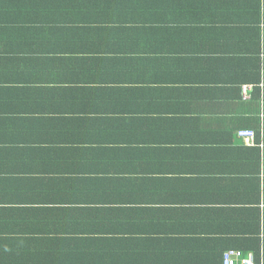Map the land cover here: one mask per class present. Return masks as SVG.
<instances>
[{"label": "crops", "instance_id": "0c3cea01", "mask_svg": "<svg viewBox=\"0 0 264 264\" xmlns=\"http://www.w3.org/2000/svg\"><path fill=\"white\" fill-rule=\"evenodd\" d=\"M12 1L0 2V237L10 231L8 215L27 207L19 198L29 196L39 204L34 214L56 200L47 213L58 215L34 225L60 232L69 247L79 236L117 239L115 248L111 243L94 256L100 264H214L228 239L245 240L258 218L264 239V70L253 54L245 0L207 7L196 0L194 12L189 0L151 1L163 3L125 10L119 22L113 13L95 19L99 12L77 8L90 0ZM259 27L261 42L264 24ZM235 130L262 142L255 146V207L252 158L238 155L242 140L236 136L224 148L212 142ZM91 158L105 175L87 173ZM126 165L133 174H116ZM110 181L117 183L105 184ZM157 205L165 214L160 222L141 227L171 235L159 230L148 243L128 240L137 237L128 234L132 222L124 215ZM8 242L0 239V260H26L23 247L39 243L16 242L12 253ZM56 253L49 256L74 264L73 248Z\"/></svg>", "mask_w": 264, "mask_h": 264}, {"label": "trees", "instance_id": "16d2710c", "mask_svg": "<svg viewBox=\"0 0 264 264\" xmlns=\"http://www.w3.org/2000/svg\"><path fill=\"white\" fill-rule=\"evenodd\" d=\"M2 0H0L1 2ZM29 1V0H27ZM91 2H83L80 1L79 4L77 5V8H81V7H88L90 8V10H93L94 13L97 14V12H99L100 14H97L95 16V19L97 16L99 15H103L105 14L107 17H111L108 16L111 13H113L114 15V19H116V21H123V20H118V19H122V14L125 10H135V11H141V10H148L149 7H155L158 6L160 3L163 2H151V1H159V0H90ZM104 1H109V4L107 3H103ZM160 1H165V0H160ZM202 2H205V7H207V2H215L216 0H201ZM9 2L11 3V6L13 4L12 0H9ZM189 2L192 3L193 6L192 10L193 12L196 11L195 8L198 4V1L196 0H189ZM18 3V2H17ZM163 6V5H161ZM244 6L247 8V10L249 11V13L251 14V26L254 28L253 29V33L255 32V38H254V48H253V54L257 55L258 57L260 56L262 59H260V63L263 64V70H264V41H259V37L258 34L260 32V24H264V0H245L244 1ZM160 7V6H159ZM261 9H262V13H261ZM261 20V22H260ZM114 21V20H112ZM76 22H78L76 20ZM103 24H106L103 23ZM102 26H105L103 25ZM48 51H50V47L47 49ZM255 60V67L257 70V80H255V84L259 83L260 80V69L261 67L258 65L259 63V59L254 58L252 59V62ZM125 63V67H127V60L124 61ZM121 67H122V72L124 74H127L126 69L124 68V65L122 63H120ZM259 70V71H258ZM259 72V74H258ZM264 72V71H263ZM259 88H253V92H252V100L258 99V95H259ZM18 111H14V113H16ZM119 113V111H109V114H117ZM138 120V119H135ZM133 120V122L135 121ZM132 122V123H133ZM132 123L129 124L127 126V131L130 130ZM109 125L115 127L116 125H118V121L116 120H111L109 121ZM119 126V125H118ZM49 128V127H48ZM116 130V128H113ZM119 130V129H118ZM236 130L234 133H229L227 135L226 140H212V142L214 143H219V145L221 147H225L228 144L230 145L236 140ZM238 139V138H237ZM255 142L256 144H259L260 142V138L259 135H256L255 137ZM240 145V144H239ZM238 149L241 151L240 153H238L239 156L243 157L245 156L244 153H248L251 155L252 161L251 163L253 164V170H251L249 172V176L252 179V182L250 183L251 185V192H256L254 194V198H253V205L255 207V205L259 204V196H258V188H259V179L257 177L258 173H259V164H260V149L257 147H253V148H249L246 149L245 146L243 145V143L241 142L240 147H238ZM187 155H189L190 157H195V155L197 154V151H193V150H187L186 151ZM92 159V169H90L89 171H87V173H91L93 175H105V173H101L97 170V159L95 158H91ZM264 161V159H263ZM47 162H49L53 167H58L59 165H54L55 163L50 162V161H46V166H50V164H47ZM132 167L129 165L126 166H122L121 170L119 171V173L116 174H128L131 175L133 174V171L131 170ZM64 169H59V170H54L51 172H55V173H62ZM46 173H50V171H45ZM85 172V171H83ZM159 173H163V171H158ZM86 173V174H87ZM140 174H148V173H143L141 172ZM116 184L117 182H107L105 183L107 184ZM21 197L23 199H21ZM19 199V203L23 204H27V207L24 209H19L17 211V213H13L11 215H8L10 218V225H9V229L10 231H4L3 230V235L2 237H0V239H5V242L9 241V245L11 248L12 253L17 249V243L16 242H24L29 244L32 241H39L38 244H36L35 246H29L28 248L25 249L23 247V249L21 250V248H18L19 250H21L23 252V254H27L28 258L26 260L20 257H17L15 260H0V264H70L69 261H57L52 259L49 255H55L57 254L56 252L60 249H63L65 251H68L69 248L75 251L76 257L75 260L73 261L74 264H100L101 260L97 259V261H94V256H96L98 253H100L101 251H107L111 248V243H114V248L117 242V239H113L111 237H108V239H105L104 242H98V240H100V238H98V240H94L95 237L93 238H88V237H84V236H79L78 239H71L69 240L70 243H74V246H72V244L70 245V247L68 246V239L69 238H60L59 236L61 235L60 232L58 231H50L45 229H36L35 228V221H38L39 218L41 217L42 222L44 223H48L49 219L57 216L58 213H47L49 208H57V206L55 205L56 200H51L49 203H45L41 209L40 212H43L42 214H34V211L37 210V207L39 206V204H35V201L33 198L29 197V196H21ZM264 202V201H263ZM106 203V202H105ZM128 203L130 205H142V201L139 200H129ZM148 205H155L152 203H149ZM48 208V209H47ZM140 208V207H139ZM155 208H162L160 205H157L153 208H147V209H137V213H128L127 215H124L125 219L128 220L129 222H132L128 227H129V233L132 236H136V239H128L130 241L133 242H142V243H148V238L149 237H154L157 236L159 233L158 231L163 230L162 233H165L164 229H161L157 226H155L154 228L150 229H146V228H142L141 226H148L150 225V222L152 223H158L160 222L159 219L161 217H163L165 214L163 213V210H155ZM165 210V209H164ZM167 210V209H166ZM249 210V209H248ZM257 209L253 210V212H256ZM11 211H16V210H11ZM3 217L5 215H2ZM263 216H264V212H263ZM149 217H153L151 219H149ZM264 219V217H263ZM22 223H27V227H23ZM260 219H257V225L256 227L251 230V235L247 238L244 239H238L237 235H235V237H233V239H228V244L226 246H224L221 250L219 255H217L218 260L211 262L214 264H222L221 263V255L225 250L228 249H239L242 250L243 252H248V251H252L257 253L259 251L260 248V243H263L264 246V239L262 238V240L259 238V230H260ZM264 229V225L262 224V231ZM44 231V232H43ZM170 233H172V230H167ZM170 233H165L167 236ZM94 235V234H93ZM111 235V234H109ZM171 235V234H170ZM1 236V235H0ZM39 237L41 236L42 239H28V237ZM141 236H143V238H141ZM263 237H264V232H263ZM124 240L126 239H121L122 242H124ZM182 239H177V241H180ZM58 243H65V244H58ZM79 243V245H78ZM123 245V244H122ZM201 246V245H200ZM200 246H197V248L199 249ZM18 250V251H19ZM96 251H99L96 253ZM96 253V254H95ZM22 254V256H23ZM40 254L41 256L38 258H35V255ZM103 264H112L111 262H107L104 261L102 262ZM123 263L122 261H115V264H121ZM178 263V262H175ZM179 264V263H178Z\"/></svg>", "mask_w": 264, "mask_h": 264}, {"label": "built area", "instance_id": "2783aa9c", "mask_svg": "<svg viewBox=\"0 0 264 264\" xmlns=\"http://www.w3.org/2000/svg\"><path fill=\"white\" fill-rule=\"evenodd\" d=\"M243 93L246 97L245 89ZM236 136L242 140L246 147H262V142L256 144L255 135L252 132L238 130ZM221 261L222 264H264L263 247H260L257 253L252 251L243 252L242 250L228 249L222 253Z\"/></svg>", "mask_w": 264, "mask_h": 264}, {"label": "clouds", "instance_id": "9594fccd", "mask_svg": "<svg viewBox=\"0 0 264 264\" xmlns=\"http://www.w3.org/2000/svg\"><path fill=\"white\" fill-rule=\"evenodd\" d=\"M260 247H263V243L262 242L260 243ZM237 250H239V249H237ZM263 251H264V247H263ZM221 257H222V255H221ZM221 263H222V261H221Z\"/></svg>", "mask_w": 264, "mask_h": 264}, {"label": "bare ground", "instance_id": "6f19581e", "mask_svg": "<svg viewBox=\"0 0 264 264\" xmlns=\"http://www.w3.org/2000/svg\"><path fill=\"white\" fill-rule=\"evenodd\" d=\"M249 132H251V131H249ZM253 133V132H252Z\"/></svg>", "mask_w": 264, "mask_h": 264}]
</instances>
